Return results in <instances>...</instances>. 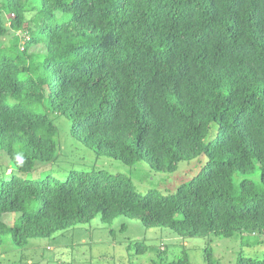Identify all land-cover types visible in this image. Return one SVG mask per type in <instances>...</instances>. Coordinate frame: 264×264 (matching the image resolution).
<instances>
[{
	"label": "trees",
	"instance_id": "16d2710c",
	"mask_svg": "<svg viewBox=\"0 0 264 264\" xmlns=\"http://www.w3.org/2000/svg\"><path fill=\"white\" fill-rule=\"evenodd\" d=\"M60 116L123 164L204 161L172 193L62 170ZM0 156V241L124 216L183 240L263 244L264 0H0ZM184 251L170 264H191ZM234 263L264 264V250Z\"/></svg>",
	"mask_w": 264,
	"mask_h": 264
},
{
	"label": "rangeland",
	"instance_id": "374dc122",
	"mask_svg": "<svg viewBox=\"0 0 264 264\" xmlns=\"http://www.w3.org/2000/svg\"><path fill=\"white\" fill-rule=\"evenodd\" d=\"M57 126L56 168L103 169L128 177L135 190L141 194L149 190L172 193L177 186L188 181L204 161H181L172 172H161L140 161L132 165L105 155H97L93 149L75 140L69 134V121L64 117L54 120ZM214 126L211 127L213 129ZM205 137L207 139L212 130ZM0 163L7 159L0 156ZM10 223L12 214L2 215ZM145 246L140 251V246ZM205 247H209L216 264H235L239 254L258 256L264 250L260 245H243L235 237H204L180 239L168 228H144L139 220L119 216L110 223H103L99 216L89 222L66 228L47 238L30 239L25 246L15 245L9 235L0 241V264H170L182 252H186L191 264H208L204 260Z\"/></svg>",
	"mask_w": 264,
	"mask_h": 264
}]
</instances>
